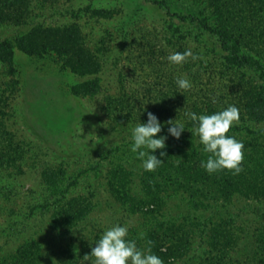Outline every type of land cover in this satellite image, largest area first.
Instances as JSON below:
<instances>
[{"label":"trees","instance_id":"1","mask_svg":"<svg viewBox=\"0 0 264 264\" xmlns=\"http://www.w3.org/2000/svg\"><path fill=\"white\" fill-rule=\"evenodd\" d=\"M50 1L0 0V24L27 26L32 5L35 2L45 5ZM146 1L148 7L163 12L160 41L168 45L171 54L191 49L200 59L194 61L188 57L182 65H172L168 93L160 90L151 94L146 89L138 98L128 95L121 86L118 96L104 99L102 109L112 128L146 122L147 112H152L163 124L158 136H167L165 148L154 153L164 161L155 171H145L142 161L136 160L143 173L142 197L130 193L127 175L121 167L109 172L107 188L114 200L145 221L142 235L131 231L127 238L136 240L140 248H146L151 241L152 252L164 264H185L189 245L197 235L205 246L198 264H241L230 253L238 246L244 232L242 225L235 226L230 219H219L214 226L209 221L194 222L187 218L177 223L163 219L160 209L164 193L181 191L187 195L188 207L195 211L205 210L220 199L228 202L236 196L264 203V0H200L205 5L197 11L174 9L172 5L180 0ZM115 12V9L99 8L93 9L90 15L110 19ZM13 49L32 57L54 54L63 67L79 76H94L101 70L97 55L100 50L89 48L87 36L76 24L46 27L30 23L26 31L0 42V58L10 63ZM153 51L150 57L156 58ZM181 76L191 81V89L177 87L176 78ZM71 92L75 96L93 98L99 92L97 79L78 83L71 87ZM229 105L239 109V123L230 127L227 135L243 141V171L233 175L225 169L209 174L201 166L209 153L202 151L203 145L194 131L196 122L185 113L212 114ZM4 116L0 108V168L22 173L25 150L4 128ZM169 120L185 125L179 139L168 135L169 125L165 122ZM161 151L166 154L160 156ZM40 176L46 197L55 198L48 205L49 225L52 230L66 235L92 212L90 197H69L76 181H70L58 166L43 168ZM258 232L259 229L253 231V238ZM261 238L255 239V247H263ZM98 239L96 236L89 241L82 238L78 243L71 242L63 252L65 260L58 264H94V257L85 256L91 254ZM41 257L39 244L26 240L12 254L1 258L0 264H40ZM248 257L246 260L252 262L253 257L258 258L255 252ZM263 261L264 258L256 263Z\"/></svg>","mask_w":264,"mask_h":264},{"label":"rangeland","instance_id":"2","mask_svg":"<svg viewBox=\"0 0 264 264\" xmlns=\"http://www.w3.org/2000/svg\"><path fill=\"white\" fill-rule=\"evenodd\" d=\"M177 3L172 7L181 11H197L205 5L200 0ZM147 4L146 0H52L45 5H32L28 25L76 24L81 28L89 48L100 50L96 53L101 70L94 76L70 72L54 54L32 57L13 49L10 63L0 58V108L6 114L2 124L25 150L22 173L0 168V259L12 254L22 242L33 240L41 248L40 264H58L65 260L63 252L71 242L100 238L114 225H127L128 235L131 231L140 235L144 232L146 225L141 215L129 212L114 200L106 185L109 172L121 167L127 175L130 193L143 196L141 164L131 151V130L136 124L112 128L102 106L106 97L119 95L121 86L128 95L138 98L146 89L151 94L170 91L167 81L173 64L167 57L171 51L160 41L164 15L162 10ZM99 8L115 9V16L101 19L90 15ZM28 25L0 24V42L26 31ZM153 50L160 56L150 57ZM90 79H97L99 86L95 97L72 94V86ZM47 166L60 167L70 181H76L69 197L89 196L93 205L87 218L66 235L49 225L48 205L55 198L46 197L40 176ZM162 196L163 219L177 223L185 218L209 221L212 226L219 219H230L235 226L244 227L238 246L230 255L241 264H257L264 258L263 202L236 196L195 211L188 207L184 191ZM255 229L260 233L253 238ZM197 236L189 245L185 264H198L204 252L205 246ZM259 237L262 248L254 244ZM253 252L258 258L247 261Z\"/></svg>","mask_w":264,"mask_h":264},{"label":"clouds","instance_id":"3","mask_svg":"<svg viewBox=\"0 0 264 264\" xmlns=\"http://www.w3.org/2000/svg\"><path fill=\"white\" fill-rule=\"evenodd\" d=\"M188 57L192 60L200 59L191 49L184 52H174L167 57L170 64L182 65ZM179 89H191L192 83L186 76L176 78ZM185 116L196 122L195 134L199 137L202 151L209 153L207 160L201 161V166L213 174L222 170H230L233 175L243 171L244 160L243 141L234 136L227 135L234 124L239 123V109L235 105H229L221 111L212 114H199L193 112L185 113ZM168 135L179 139L186 129L180 122L169 120ZM163 124L152 112H147V121L136 124L131 130V151L136 153L137 158L142 161L145 171H155L164 161L154 153L157 149L165 148L166 135L161 133ZM166 153L161 151L160 156ZM127 225H114L108 228L95 242L91 254L85 258L94 257V264H164V261L151 250V241L146 248L137 246L134 239H128Z\"/></svg>","mask_w":264,"mask_h":264}]
</instances>
